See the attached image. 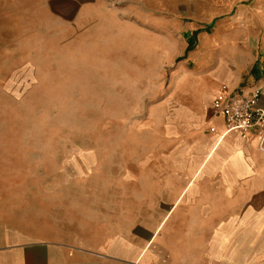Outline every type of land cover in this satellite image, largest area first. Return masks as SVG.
Masks as SVG:
<instances>
[{"label": "rangeland", "instance_id": "rangeland-1", "mask_svg": "<svg viewBox=\"0 0 264 264\" xmlns=\"http://www.w3.org/2000/svg\"><path fill=\"white\" fill-rule=\"evenodd\" d=\"M38 1L0 0L1 184L45 218L87 217L91 242L118 234L124 260L109 264H206L210 241L161 185L189 167L167 126L188 75L260 54L264 0H98L82 28Z\"/></svg>", "mask_w": 264, "mask_h": 264}, {"label": "crops", "instance_id": "crops-1", "mask_svg": "<svg viewBox=\"0 0 264 264\" xmlns=\"http://www.w3.org/2000/svg\"><path fill=\"white\" fill-rule=\"evenodd\" d=\"M97 2L52 0L49 6L52 14L56 8L57 15L58 8L78 11L70 22L82 28L99 18L92 14ZM42 6L43 1H38L39 11ZM253 51L249 45L233 63L223 62L221 56L218 64L188 75L177 114L166 127L172 141L188 147L184 156L189 167L162 173L161 185L176 196L177 209L183 205L192 210L196 235H206L203 239L210 241L201 253L206 264H264V140L260 144L256 127L222 134L223 119L212 109L219 91L239 94L264 85V35L261 55ZM259 97L257 105L264 106V90ZM1 183L5 182H0V264L123 262L118 234L92 226L99 236L91 242L87 217L76 225L68 216L45 218L37 198L25 200L12 180L5 186ZM53 207L48 202L50 212Z\"/></svg>", "mask_w": 264, "mask_h": 264}, {"label": "built area", "instance_id": "built-area-1", "mask_svg": "<svg viewBox=\"0 0 264 264\" xmlns=\"http://www.w3.org/2000/svg\"><path fill=\"white\" fill-rule=\"evenodd\" d=\"M264 85L245 93L219 91L213 96V112L223 119L222 134L232 130L245 133L252 127L258 129L260 144L264 140V106L259 107V95ZM214 132L213 128H210Z\"/></svg>", "mask_w": 264, "mask_h": 264}, {"label": "bare ground", "instance_id": "bare-ground-1", "mask_svg": "<svg viewBox=\"0 0 264 264\" xmlns=\"http://www.w3.org/2000/svg\"><path fill=\"white\" fill-rule=\"evenodd\" d=\"M236 16H237V15H236ZM236 16H235V17H236ZM242 23H243V22H242ZM243 32H244V31H243ZM245 32H246V31H245ZM263 32H264V30H263ZM239 33H240V32H239ZM225 34H227V33H225ZM236 34H237V32H236ZM216 35H217V34H216ZM217 36H218V35H217ZM217 36H215V38L211 39V41H210V39H208V40H209L208 43H207L205 40H204V41L202 40V41H203V43H202V44H203V47H204L205 43H207V44L205 45V47H206L208 44H210L211 42H213V40H217V38H216ZM221 36H222V35H221ZM208 37H209V36H208ZM219 39H220V38H219ZM225 41H226V40H225ZM214 42H215V41H214ZM232 43H233V42H232ZM216 44H217V43H216ZM216 44H215V45H216ZM221 44H222V43H221ZM232 45H233V44H232ZM216 46H217V45H216ZM220 46H221V45H220ZM203 47H202V48H203ZM205 47H204V48H205ZM221 47H222V46H221ZM240 47H241V46H240ZM202 48H201V49H202ZM228 48H229V47H228ZM232 48H233V47H232ZM236 48H237V47H236ZM201 49H200V50H201ZM224 49H225V48H224ZM239 50H240V49H239ZM203 53H204V52H203ZM203 53H202V55H203ZM227 53H228V52H227ZM218 54H219V53H218ZM237 54H238V53H237ZM239 54H240V53H239ZM240 55H241V54H240ZM202 58H203V57H202ZM201 62L205 64V59H202ZM202 63H201V64H202Z\"/></svg>", "mask_w": 264, "mask_h": 264}, {"label": "trees", "instance_id": "trees-1", "mask_svg": "<svg viewBox=\"0 0 264 264\" xmlns=\"http://www.w3.org/2000/svg\"><path fill=\"white\" fill-rule=\"evenodd\" d=\"M190 48H191V46H190V47H187V48H186V50H187V49H190ZM254 68H255V67H253V69H252V70H254Z\"/></svg>", "mask_w": 264, "mask_h": 264}]
</instances>
